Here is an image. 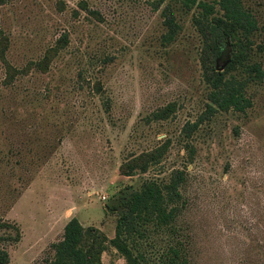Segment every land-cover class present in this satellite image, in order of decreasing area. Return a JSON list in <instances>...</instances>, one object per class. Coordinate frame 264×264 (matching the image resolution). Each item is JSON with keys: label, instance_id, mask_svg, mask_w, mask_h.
Instances as JSON below:
<instances>
[{"label": "rangeland", "instance_id": "374dc122", "mask_svg": "<svg viewBox=\"0 0 264 264\" xmlns=\"http://www.w3.org/2000/svg\"><path fill=\"white\" fill-rule=\"evenodd\" d=\"M166 1L179 25L168 44L161 8L149 0H0V221L20 231L4 245L6 264L51 258L71 217L112 237L110 196L144 180L165 183L176 169L184 178L173 233L149 222L124 237L137 264H159L169 244L188 264H264V78L247 86L244 111H217L183 138V124L204 110L207 86L195 8ZM242 3L257 20L253 58L264 69V0ZM165 106L164 118H153ZM165 139L159 162L120 173ZM100 261L124 264L110 246Z\"/></svg>", "mask_w": 264, "mask_h": 264}, {"label": "trees", "instance_id": "16d2710c", "mask_svg": "<svg viewBox=\"0 0 264 264\" xmlns=\"http://www.w3.org/2000/svg\"><path fill=\"white\" fill-rule=\"evenodd\" d=\"M153 9H160L165 31L161 34L163 43L172 42L179 30L171 4L165 0H149ZM184 11L192 7L190 23L200 37L198 55L201 77L207 86L204 110L192 122H186L180 129L183 138H188L198 125L217 111H244L251 104L246 95L249 84L258 83L264 78V69L253 58L252 36L257 29V20L242 0H172ZM6 38L0 31V60L4 59ZM62 42V40H60ZM54 49L48 50L37 63L44 68L53 56ZM226 53L227 58L221 67L216 61ZM9 68V67H8ZM168 106L153 113V118H164ZM169 139L151 149L132 155L119 166L122 175L133 172H145L149 165L159 162L166 152ZM188 155L193 148L188 145ZM183 172L173 170L165 183L144 180L138 189L125 186L110 196L104 208L115 215L113 236L107 238L92 226L83 227L75 217L69 218L62 227L59 240L52 242L51 258L40 264H101L100 255L108 246L112 247L124 260V264H137L134 255L126 243L125 236L139 233L142 226L152 223L157 227H166L173 233V221L177 213L175 203L181 198L179 186L183 181ZM17 225L0 221V264L8 262V253L4 245L19 240ZM159 264H188L181 247L169 244Z\"/></svg>", "mask_w": 264, "mask_h": 264}]
</instances>
